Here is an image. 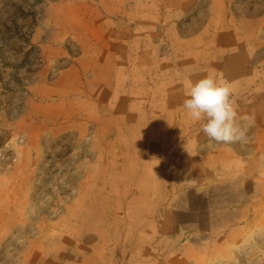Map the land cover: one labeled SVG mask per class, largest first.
<instances>
[{"label": "rangeland", "instance_id": "1", "mask_svg": "<svg viewBox=\"0 0 264 264\" xmlns=\"http://www.w3.org/2000/svg\"><path fill=\"white\" fill-rule=\"evenodd\" d=\"M0 264H264V0H0Z\"/></svg>", "mask_w": 264, "mask_h": 264}, {"label": "clouds", "instance_id": "2", "mask_svg": "<svg viewBox=\"0 0 264 264\" xmlns=\"http://www.w3.org/2000/svg\"><path fill=\"white\" fill-rule=\"evenodd\" d=\"M183 108L187 116L200 122V131L209 142H246L254 117L238 112L230 85L220 76L208 74L189 82Z\"/></svg>", "mask_w": 264, "mask_h": 264}, {"label": "crops", "instance_id": "3", "mask_svg": "<svg viewBox=\"0 0 264 264\" xmlns=\"http://www.w3.org/2000/svg\"><path fill=\"white\" fill-rule=\"evenodd\" d=\"M225 81H226V80H225ZM226 82L228 83V81H226ZM235 82H236V85H234L235 88L232 86V83H228V84L230 85V87H231L232 90H233V88H234V89L237 88V81H235Z\"/></svg>", "mask_w": 264, "mask_h": 264}]
</instances>
